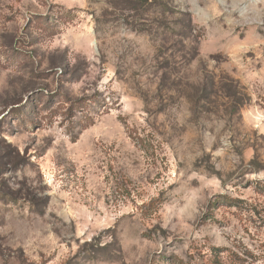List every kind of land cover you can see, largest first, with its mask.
Returning <instances> with one entry per match:
<instances>
[{
  "label": "rangeland",
  "instance_id": "374dc122",
  "mask_svg": "<svg viewBox=\"0 0 264 264\" xmlns=\"http://www.w3.org/2000/svg\"><path fill=\"white\" fill-rule=\"evenodd\" d=\"M264 264V0H0V264Z\"/></svg>",
  "mask_w": 264,
  "mask_h": 264
},
{
  "label": "trees",
  "instance_id": "16d2710c",
  "mask_svg": "<svg viewBox=\"0 0 264 264\" xmlns=\"http://www.w3.org/2000/svg\"><path fill=\"white\" fill-rule=\"evenodd\" d=\"M217 262V264H223V263H220V261H216Z\"/></svg>",
  "mask_w": 264,
  "mask_h": 264
}]
</instances>
